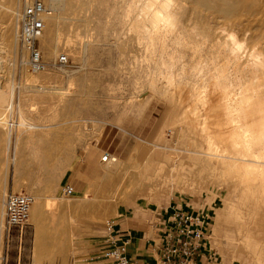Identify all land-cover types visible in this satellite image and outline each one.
Returning a JSON list of instances; mask_svg holds the SVG:
<instances>
[{"label":"rangeland","instance_id":"rangeland-1","mask_svg":"<svg viewBox=\"0 0 264 264\" xmlns=\"http://www.w3.org/2000/svg\"><path fill=\"white\" fill-rule=\"evenodd\" d=\"M29 1L0 0V47L7 53L0 51V117L5 119L0 128L1 237L3 200L9 191L26 193L43 206L53 204L49 206L53 209L46 210L52 211L50 215L44 211L55 220L49 221L51 238H47L46 250L36 249L31 220L23 231L22 237L31 246L30 252L26 246L31 264H99L90 253L103 235L106 220H114L127 240V251L131 252L137 238H151L158 245V216L166 219L178 207L202 213L215 264H264L263 202L256 195L255 200L246 201L240 180L212 164H200L203 159L189 154L197 150L198 142L186 131L183 106L163 92L165 83L154 71L158 60L147 61L143 47L128 34L123 21L127 0H60L54 10L45 0L48 17H55L56 25L44 19L47 31L37 45L46 68L36 73L28 69V53L17 40L18 16ZM200 11L184 17L189 37L202 35L203 29L208 30L203 26H221L215 14ZM187 51L183 56L189 67L192 60L186 58ZM58 56L66 57L64 66L56 63ZM8 132L11 138L6 149ZM105 154L110 155V163L102 162ZM43 159L49 162L50 174L37 169L36 163ZM145 168L149 171L139 180L144 189L134 194L137 203L118 206L115 215L69 207L88 206L106 171L118 177L113 191L126 196L134 181L128 177ZM70 184H75L76 193L65 198L60 189ZM125 223L137 228L145 224L149 229L145 235L125 232ZM148 255L147 263H159L158 252L150 250Z\"/></svg>","mask_w":264,"mask_h":264},{"label":"bare ground","instance_id":"bare-ground-1","mask_svg":"<svg viewBox=\"0 0 264 264\" xmlns=\"http://www.w3.org/2000/svg\"><path fill=\"white\" fill-rule=\"evenodd\" d=\"M59 2L60 0H48L49 9L54 10ZM199 10L215 14L220 19L221 26L225 27L218 23V26L208 24L207 27L202 23L208 30L203 29L202 35L197 33L196 38L187 36L184 17L189 16L192 11L197 15ZM123 13L124 26L134 42L143 47L146 60L152 61L156 58L161 63L153 64L156 66L154 71L157 78L165 83L163 92L172 95V98L175 96L183 106L186 131L198 142L197 150L188 153L203 159L204 162L200 161V164L207 162L228 176L240 180L243 185L242 197L246 201H251L256 195V199L264 204V0H127ZM48 16L49 13L42 17L43 22L47 18L52 23L50 25L55 27L56 18ZM19 17L20 15L18 19ZM186 49L189 51L186 58L190 57L192 60L189 67L184 64L183 55ZM0 51L7 55L2 46ZM14 59L15 55L11 67H14ZM166 66L168 68L164 70ZM179 96H183V100L184 97L187 98L186 104L183 105L184 101ZM11 99L12 97L8 104L10 112L13 109ZM3 119L4 117H0V128L5 126ZM27 125H30L29 122ZM10 138L8 132L6 149L10 146ZM47 154L48 150H45V156ZM110 160V157L105 160L102 157V162L110 163ZM112 161L115 162V159ZM36 164L37 169L48 170L46 168L49 162L46 159ZM61 166L63 167L62 163ZM148 171L145 168L128 177L134 181L126 196H120L118 191H113V183L117 182L118 177H112L106 171L102 181L95 187L91 199L87 200V196H84L83 199L89 201L88 206L81 203L67 206L81 210L86 208V211L100 216H113L118 206H124L133 200L137 203L135 195L144 189L139 180ZM50 172L48 170L46 173ZM45 184L47 187L50 185L47 178ZM47 205L33 202L29 210L28 222L31 220L35 226L34 243L38 250H46L47 238H51L47 229L55 221L52 213L50 217L47 215L52 211H46L53 206ZM258 256L257 262L260 261Z\"/></svg>","mask_w":264,"mask_h":264},{"label":"built area","instance_id":"built-area-1","mask_svg":"<svg viewBox=\"0 0 264 264\" xmlns=\"http://www.w3.org/2000/svg\"><path fill=\"white\" fill-rule=\"evenodd\" d=\"M45 0H31L20 11L18 19L17 40L21 48L28 53L26 65L32 72H40L46 68L37 42L44 32L43 16L47 14ZM65 56H59L56 63L64 66ZM105 154L103 159L109 158ZM60 193L65 198L74 195L71 185H64ZM33 198L26 193L9 191L4 196L3 232L10 235L16 230L22 236L29 225V210ZM159 217L158 264H215L210 254L208 230L200 211L173 208L168 217ZM99 264H136L127 255V240L117 230L114 220H106L103 224V235L96 245V253L92 260Z\"/></svg>","mask_w":264,"mask_h":264},{"label":"crops","instance_id":"crops-1","mask_svg":"<svg viewBox=\"0 0 264 264\" xmlns=\"http://www.w3.org/2000/svg\"><path fill=\"white\" fill-rule=\"evenodd\" d=\"M30 180H32V178H30ZM70 185L73 186L72 184ZM75 187L74 184L73 188L76 193ZM123 228L126 230L125 232L131 230L133 233H141L143 235H145L149 229L145 224L143 227L137 228L128 223H125ZM27 245L30 252L31 246L27 244L25 237L20 236L16 230L12 231L9 236L5 235L3 232L0 242V264H31V259L26 252ZM150 250L156 253L158 252L157 245L153 244L151 238H137L134 247L131 248V252L127 251V255L136 264H149L147 263V260H150V256L148 255ZM95 253L96 248L90 253V255L94 256Z\"/></svg>","mask_w":264,"mask_h":264}]
</instances>
